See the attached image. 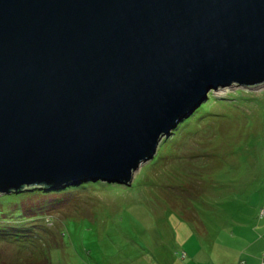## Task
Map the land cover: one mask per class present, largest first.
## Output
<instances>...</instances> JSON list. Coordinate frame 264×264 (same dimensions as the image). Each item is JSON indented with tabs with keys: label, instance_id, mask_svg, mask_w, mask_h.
I'll use <instances>...</instances> for the list:
<instances>
[{
	"label": "water",
	"instance_id": "obj_1",
	"mask_svg": "<svg viewBox=\"0 0 264 264\" xmlns=\"http://www.w3.org/2000/svg\"><path fill=\"white\" fill-rule=\"evenodd\" d=\"M262 81L264 0H0V192L128 184L209 89Z\"/></svg>",
	"mask_w": 264,
	"mask_h": 264
},
{
	"label": "rangeland",
	"instance_id": "obj_2",
	"mask_svg": "<svg viewBox=\"0 0 264 264\" xmlns=\"http://www.w3.org/2000/svg\"><path fill=\"white\" fill-rule=\"evenodd\" d=\"M197 108L128 184L87 182L45 195L57 201L40 218L0 220L34 239L0 240V264H260L264 81L211 88Z\"/></svg>",
	"mask_w": 264,
	"mask_h": 264
},
{
	"label": "trees",
	"instance_id": "obj_3",
	"mask_svg": "<svg viewBox=\"0 0 264 264\" xmlns=\"http://www.w3.org/2000/svg\"><path fill=\"white\" fill-rule=\"evenodd\" d=\"M198 108H195L189 116L185 117L181 123L177 124L176 130L182 126L185 120L190 119L191 116H194L195 113H197ZM176 127V126H175ZM174 129V128H173ZM184 129H182L181 132H183ZM178 132L174 131V134L172 137L176 136ZM178 145H176V152ZM175 150V147H173V152ZM92 180L87 181H81L77 184H68L64 186L63 188H50V189H44L42 186H31L24 188L23 190L17 191V192H4L0 194V220H12L14 218L18 219L19 221H25V220H31L34 218H40L41 214H45L48 211V208L50 205L54 204V201H57L56 198L45 196V195H52L57 194L66 191L70 188L75 187H83L87 182L91 183ZM98 181V180H94ZM37 194V195H35ZM56 195V196H57ZM41 199L34 200L33 198L42 197ZM14 198V199H13ZM58 200L60 198H57ZM0 240L2 241H14L17 243V245L20 247H24L23 245H27L30 243H33L31 240L30 235L26 232V230H9L6 225L0 224ZM37 249H40L39 247ZM46 252V251H44ZM25 264H50V260L48 255H45L42 259V261H31L26 262Z\"/></svg>",
	"mask_w": 264,
	"mask_h": 264
}]
</instances>
